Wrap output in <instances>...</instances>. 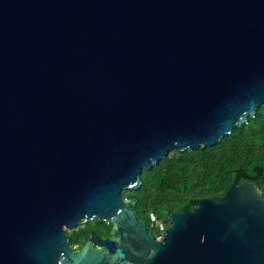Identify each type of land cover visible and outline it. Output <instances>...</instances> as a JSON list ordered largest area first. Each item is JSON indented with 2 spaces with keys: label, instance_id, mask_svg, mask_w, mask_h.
Here are the masks:
<instances>
[{
  "label": "water",
  "instance_id": "95a60500",
  "mask_svg": "<svg viewBox=\"0 0 264 264\" xmlns=\"http://www.w3.org/2000/svg\"><path fill=\"white\" fill-rule=\"evenodd\" d=\"M263 105L264 0H0V264H264L251 182L169 210L160 242L125 196ZM96 219L110 236L72 246Z\"/></svg>",
  "mask_w": 264,
  "mask_h": 264
},
{
  "label": "trees",
  "instance_id": "16d2710c",
  "mask_svg": "<svg viewBox=\"0 0 264 264\" xmlns=\"http://www.w3.org/2000/svg\"><path fill=\"white\" fill-rule=\"evenodd\" d=\"M238 177L251 182L264 194V105L255 118L233 129L220 143L195 151L175 150L151 170L141 174L142 186L128 190L135 199L137 212L147 223L149 214L167 221V212L181 211L191 200L224 196ZM112 226L89 221L68 232L72 246L110 235Z\"/></svg>",
  "mask_w": 264,
  "mask_h": 264
},
{
  "label": "built area",
  "instance_id": "2783aa9c",
  "mask_svg": "<svg viewBox=\"0 0 264 264\" xmlns=\"http://www.w3.org/2000/svg\"><path fill=\"white\" fill-rule=\"evenodd\" d=\"M149 217L148 229L153 233L155 240L160 242L169 226L166 221L158 218L154 212H151Z\"/></svg>",
  "mask_w": 264,
  "mask_h": 264
},
{
  "label": "flooded vegetation",
  "instance_id": "af4514ba",
  "mask_svg": "<svg viewBox=\"0 0 264 264\" xmlns=\"http://www.w3.org/2000/svg\"><path fill=\"white\" fill-rule=\"evenodd\" d=\"M129 199H132V198H129ZM132 200H135V199H132ZM136 201V200H135ZM136 210H137V206H136ZM183 210V209H182ZM181 210V211H182ZM181 211H174V212H177V213H180ZM138 213V212H137ZM138 216H139V218H140V220H142V221H144V222H146L147 223V221L143 218V217H141L139 214H138ZM147 227H148V223H147ZM110 234H111V232H110ZM110 235H108V236H105V237H98V238H107V237H109ZM92 239H94V238H92ZM97 239V238H96Z\"/></svg>",
  "mask_w": 264,
  "mask_h": 264
},
{
  "label": "rangeland",
  "instance_id": "374dc122",
  "mask_svg": "<svg viewBox=\"0 0 264 264\" xmlns=\"http://www.w3.org/2000/svg\"><path fill=\"white\" fill-rule=\"evenodd\" d=\"M166 220H167L166 223L168 224V226H170L171 222L168 219H166Z\"/></svg>",
  "mask_w": 264,
  "mask_h": 264
}]
</instances>
